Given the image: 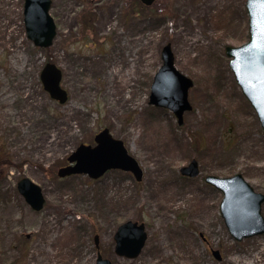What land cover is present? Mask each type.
Wrapping results in <instances>:
<instances>
[{
	"label": "rangeland",
	"instance_id": "obj_1",
	"mask_svg": "<svg viewBox=\"0 0 264 264\" xmlns=\"http://www.w3.org/2000/svg\"><path fill=\"white\" fill-rule=\"evenodd\" d=\"M23 1L0 0V264H95V235L112 264H264V234L233 239L222 193L201 179L240 173L264 193V132L224 53L246 42L245 0H51L57 32L44 49L26 37ZM166 43L193 80L180 126L148 99ZM46 62L62 71L65 103L43 89ZM104 127L140 163L141 181L118 170L57 177ZM191 158L200 173L186 178ZM22 177L41 187V211L16 189ZM126 220L146 227L133 259L113 250Z\"/></svg>",
	"mask_w": 264,
	"mask_h": 264
},
{
	"label": "water",
	"instance_id": "obj_2",
	"mask_svg": "<svg viewBox=\"0 0 264 264\" xmlns=\"http://www.w3.org/2000/svg\"><path fill=\"white\" fill-rule=\"evenodd\" d=\"M145 6L155 0H139ZM51 0H24L23 21L26 36L34 46L48 47L56 33L55 23L49 14ZM244 10L247 14L248 37L241 45H226L224 53L228 57V67L238 84L241 94L253 109L259 126L264 132V4L246 0ZM161 64L153 74L149 86V104L168 109L177 119L183 122V114L190 111L188 90L192 79L183 75L174 66V55L171 45L164 44L160 51ZM61 71L54 64L47 62L40 71V82L50 97L59 103L67 100V92L60 84ZM93 145L80 143L67 158L68 164L57 171L58 177L86 175L98 179L107 171L120 170L128 172L136 181L142 179V169L135 157L131 156L121 140L113 137L107 128L101 129L94 136ZM181 175L195 177L198 175V164L191 159L188 165L179 168ZM204 182L222 192L219 213L229 234L236 240L264 233V218L261 205L264 193L256 192L239 173L231 177H217L209 174ZM24 200L32 210L41 211L45 199L42 189L30 179L22 177L16 184ZM113 250L116 255L128 258L138 256L146 241L143 222L126 220L116 227L113 234ZM97 247V236L94 237ZM212 255L220 258L218 251ZM96 264H112L111 260L102 258L100 251L96 254Z\"/></svg>",
	"mask_w": 264,
	"mask_h": 264
},
{
	"label": "snow or ice",
	"instance_id": "obj_3",
	"mask_svg": "<svg viewBox=\"0 0 264 264\" xmlns=\"http://www.w3.org/2000/svg\"><path fill=\"white\" fill-rule=\"evenodd\" d=\"M254 2H259L261 4H264V0H254Z\"/></svg>",
	"mask_w": 264,
	"mask_h": 264
},
{
	"label": "flooded vegetation",
	"instance_id": "obj_4",
	"mask_svg": "<svg viewBox=\"0 0 264 264\" xmlns=\"http://www.w3.org/2000/svg\"><path fill=\"white\" fill-rule=\"evenodd\" d=\"M150 84H151V83H150ZM101 129H103V128H101ZM100 131H101V130H100ZM98 132H99V131H98ZM98 132H97V133H98ZM97 133H96V134H97ZM96 134H95V135H96ZM95 135H94V136H95ZM93 140H94V137H93ZM93 142H94V141H93ZM216 251H218V250H216ZM211 252H213V251H211ZM218 254H219V251H218Z\"/></svg>",
	"mask_w": 264,
	"mask_h": 264
},
{
	"label": "trees",
	"instance_id": "obj_5",
	"mask_svg": "<svg viewBox=\"0 0 264 264\" xmlns=\"http://www.w3.org/2000/svg\"><path fill=\"white\" fill-rule=\"evenodd\" d=\"M133 13H135L134 11H132ZM175 125H177V122H176V124ZM184 127V126H183ZM202 179V181H203V178H201ZM204 185L205 186H207L205 183H204ZM208 187V186H207Z\"/></svg>",
	"mask_w": 264,
	"mask_h": 264
}]
</instances>
